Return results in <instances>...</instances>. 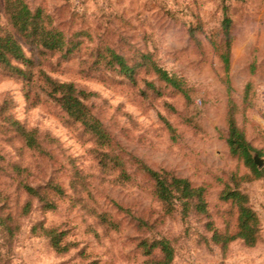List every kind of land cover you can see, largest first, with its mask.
Segmentation results:
<instances>
[{"label": "rangeland", "instance_id": "rangeland-1", "mask_svg": "<svg viewBox=\"0 0 264 264\" xmlns=\"http://www.w3.org/2000/svg\"><path fill=\"white\" fill-rule=\"evenodd\" d=\"M25 1L43 9L66 45L50 51L16 33L31 62H14L26 74L0 65V264H151L160 251L149 254L150 246L163 237L174 248L171 264H264V176L243 185L261 220L259 244L223 248L212 239L214 227L233 228L237 218L221 191L250 171L226 141L231 109L264 168V0ZM5 5L6 32L15 29ZM225 16L229 70L219 49ZM110 49L134 67V79L110 62ZM43 73L93 93L86 103L108 140L49 96ZM15 121L35 131L40 147L25 145ZM137 159L206 186L210 214L166 210ZM26 183L53 188L41 199ZM56 236L67 249L55 248Z\"/></svg>", "mask_w": 264, "mask_h": 264}, {"label": "trees", "instance_id": "trees-1", "mask_svg": "<svg viewBox=\"0 0 264 264\" xmlns=\"http://www.w3.org/2000/svg\"><path fill=\"white\" fill-rule=\"evenodd\" d=\"M5 4L6 14L15 30L12 29L5 32L0 24L1 66L12 72H18L22 75L26 74V71L14 62H31L16 33L26 35L31 39L33 44L47 50L56 52L64 49L66 45L64 33L58 28L50 27L45 22L42 8L34 10L25 0H5ZM231 26V17L225 16L221 26L224 43L219 49L220 57L225 64L226 70H229L231 63ZM109 57L110 62L116 64L122 74L134 79V67L129 64L125 56L110 49ZM153 71L167 84L180 92L187 93L183 81L176 75L171 74L167 69L154 64ZM43 74L48 85L47 92L49 96L54 98L70 117L80 122L100 140H108V131L86 103V100L93 93L78 89L72 82H61L51 78L48 74ZM14 124L28 148L34 149L40 147V142L33 129L27 128L17 121ZM226 141L231 154L243 161L250 171L236 176L233 186L228 185L221 191L219 199L231 204L237 218L233 228L229 224L223 230L214 227L212 239L223 248L228 247L236 240L243 241L248 247H256L261 240V220L251 204L249 194L243 189V185L264 176V168H258L253 156L254 152H257L259 155H262V153L248 140L245 131L239 127L232 109L229 111ZM137 161L144 174L152 181L153 191L166 210L173 211L175 206L179 205L186 213L192 208L198 214H210L206 186H195L188 178L172 175L167 170L154 169L142 160L137 159ZM18 169H22V167L18 166ZM24 188L30 195L39 196L43 199L42 191L46 189L52 190L53 187L51 183L36 186L26 183L24 184ZM53 190L54 192L59 191L58 188ZM49 207L55 208L56 204L49 202ZM46 230L49 233L54 232V229ZM52 240L56 249L60 251L67 249L66 245L61 244V236L59 238L56 236ZM156 248L160 251V255L151 258L149 260L151 264H171L173 262L175 254L169 238L156 239L150 246L148 253H152L153 249Z\"/></svg>", "mask_w": 264, "mask_h": 264}, {"label": "water", "instance_id": "water-1", "mask_svg": "<svg viewBox=\"0 0 264 264\" xmlns=\"http://www.w3.org/2000/svg\"><path fill=\"white\" fill-rule=\"evenodd\" d=\"M254 160L258 164L259 167L263 165V160L258 155H254Z\"/></svg>", "mask_w": 264, "mask_h": 264}]
</instances>
